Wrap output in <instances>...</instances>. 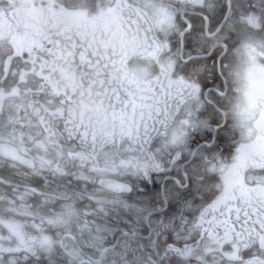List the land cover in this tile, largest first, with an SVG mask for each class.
<instances>
[{"label": "snow or ice", "instance_id": "snow-or-ice-1", "mask_svg": "<svg viewBox=\"0 0 264 264\" xmlns=\"http://www.w3.org/2000/svg\"><path fill=\"white\" fill-rule=\"evenodd\" d=\"M0 264H264V0H0Z\"/></svg>", "mask_w": 264, "mask_h": 264}]
</instances>
